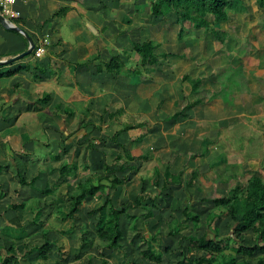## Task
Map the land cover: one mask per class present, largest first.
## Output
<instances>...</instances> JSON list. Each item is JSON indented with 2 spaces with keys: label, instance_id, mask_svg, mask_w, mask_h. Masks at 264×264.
Here are the masks:
<instances>
[{
  "label": "crops",
  "instance_id": "crops-1",
  "mask_svg": "<svg viewBox=\"0 0 264 264\" xmlns=\"http://www.w3.org/2000/svg\"><path fill=\"white\" fill-rule=\"evenodd\" d=\"M242 1L244 10L210 15L208 27L153 15L151 0L17 1L13 21L25 33L0 22V241L19 238L22 264H206L210 253L189 237L204 236L211 215L220 236L231 235L234 220L214 199L254 173L264 179V7ZM29 37L47 38L46 53L7 62ZM150 41L156 59L143 66L135 45ZM115 56L119 72L107 68ZM105 166L127 177L117 187L102 181L117 207L133 203L136 219L122 216L126 255L97 235L106 195L86 196L75 219H62L77 185ZM45 234L54 245L42 258L32 248ZM148 240L161 263L142 256Z\"/></svg>",
  "mask_w": 264,
  "mask_h": 264
},
{
  "label": "trees",
  "instance_id": "trees-1",
  "mask_svg": "<svg viewBox=\"0 0 264 264\" xmlns=\"http://www.w3.org/2000/svg\"><path fill=\"white\" fill-rule=\"evenodd\" d=\"M260 6L264 7V0H258ZM245 6L242 0H151V12L153 15L160 16L168 12H174L177 15L178 23L183 25L186 21L192 22L195 26L210 25L209 16H215V19L221 20L228 16V10H244ZM155 44L150 41L144 44L137 43L135 45L136 51L141 55V65L144 66L147 62H155ZM123 62L119 57L115 56L111 62L107 63V68L112 71H120L123 69ZM185 78H190L185 76ZM200 86V80L197 79L193 84V91L196 92ZM200 100L187 105L193 107ZM92 147L94 145H91ZM119 161L122 155L117 158ZM126 166H121V171L126 170ZM110 169V166H105V175H94L87 179L86 182L79 183L76 190L71 195V206L67 212L63 213L62 219L72 218L75 219V213L79 210L83 199L86 196H102L106 195V184H102L104 179L110 180L111 186H119L123 184L127 177L116 176ZM64 172V171H63ZM113 175V176H112ZM168 176H171L169 172ZM95 180L99 184H95ZM26 179L22 178L21 182L26 183ZM34 179L30 180L34 184ZM44 193L48 189L43 190ZM147 198L144 190L141 192L135 205L142 206V201ZM214 203L221 208H224L220 216H231L234 220L233 230L230 236L221 237L219 228L212 226L214 215L209 216L207 221V232L202 237L191 236V244L200 248L210 255L204 258L206 264H264V256L257 257V251L264 254V179L257 173H254L247 183H238L229 194L217 196ZM26 204L14 205L13 208L22 207ZM128 205L123 204L117 207L112 198L106 195L105 201L99 206L100 217L96 222V232L100 238L108 240V247L117 249L126 255V251L121 244L123 238V223L122 216L127 218L136 219V216L128 213ZM151 211H149L150 215ZM190 217L192 214H189ZM40 212H37L34 217V222L39 223ZM193 220L199 221L200 216H192ZM179 228L184 226L179 222ZM11 226L7 225V229ZM252 229L254 232V244L248 245L245 243V236L248 230ZM181 229H178L179 232ZM23 232V231H22ZM171 232H174L171 230ZM84 234V232H83ZM45 241L41 245L34 246L32 250H37L39 256L47 258L52 250L54 242L50 241L47 234ZM9 247H5L0 241V264H22L21 256L17 253L16 241ZM83 242L86 238L83 235ZM230 252H227V251ZM142 256L150 261L161 263L163 256L158 252L152 240H148V247L141 252ZM237 255H243L242 260H238ZM184 263V262H183ZM201 261L197 260L191 264H200ZM57 264V263H56ZM102 264H110L107 259H103ZM132 264H139L137 261Z\"/></svg>",
  "mask_w": 264,
  "mask_h": 264
},
{
  "label": "built area",
  "instance_id": "built-area-1",
  "mask_svg": "<svg viewBox=\"0 0 264 264\" xmlns=\"http://www.w3.org/2000/svg\"><path fill=\"white\" fill-rule=\"evenodd\" d=\"M17 1L18 0H0V14L5 16L11 24L16 26L17 24L13 20L21 17V11L15 7ZM47 43L48 39L44 38L38 45H35L33 50L36 57H42L46 53Z\"/></svg>",
  "mask_w": 264,
  "mask_h": 264
},
{
  "label": "water",
  "instance_id": "water-1",
  "mask_svg": "<svg viewBox=\"0 0 264 264\" xmlns=\"http://www.w3.org/2000/svg\"><path fill=\"white\" fill-rule=\"evenodd\" d=\"M0 22H1L4 26H6V27H8V28H11V29H13V30H17V31H20V32L25 33V31H24L20 26H16V25L11 24V23L5 18V16H3L2 14H0ZM29 40H30V43H31L29 49H28L27 51L23 52L22 54H20L19 56H16L15 58H11V59L7 60V62H9V61L11 62V61H13L14 59H17V58L23 57V56H25V55L31 53L32 50H33L34 47H35V42H34L33 39H31L30 37H29Z\"/></svg>",
  "mask_w": 264,
  "mask_h": 264
},
{
  "label": "rangeland",
  "instance_id": "rangeland-1",
  "mask_svg": "<svg viewBox=\"0 0 264 264\" xmlns=\"http://www.w3.org/2000/svg\"><path fill=\"white\" fill-rule=\"evenodd\" d=\"M264 143V141L262 142H260L259 144L262 146V144ZM66 240H67V242H66V244H67V246L68 247H72V246H76V244H77V238L75 239V238H73V239H70V238H65ZM76 242V243H75ZM69 251V250H68ZM66 252H67V250H66ZM74 255V254H73ZM29 264V263H28Z\"/></svg>",
  "mask_w": 264,
  "mask_h": 264
}]
</instances>
